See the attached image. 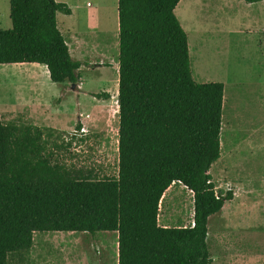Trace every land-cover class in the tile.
Segmentation results:
<instances>
[{"label":"trees","instance_id":"trees-1","mask_svg":"<svg viewBox=\"0 0 264 264\" xmlns=\"http://www.w3.org/2000/svg\"><path fill=\"white\" fill-rule=\"evenodd\" d=\"M179 1L117 0L115 175L68 166L54 154L64 145H49L50 128L0 116V264H23L35 232L108 231L117 233L118 264H211L208 219L232 198L215 191L209 172L221 154L224 87L193 79ZM9 8L0 64H43L52 82L77 86L81 62L56 18L68 6L9 0ZM177 182L193 193V223L162 226V196Z\"/></svg>","mask_w":264,"mask_h":264},{"label":"rangeland","instance_id":"rangeland-1","mask_svg":"<svg viewBox=\"0 0 264 264\" xmlns=\"http://www.w3.org/2000/svg\"><path fill=\"white\" fill-rule=\"evenodd\" d=\"M57 1L71 6L79 30L98 32L96 40H82L86 46L94 42L98 47L94 52L91 48L87 50L89 46L74 48L73 54H78L81 62L77 86L54 83L50 88L40 89L42 95L50 97L52 104L66 101L71 110L70 114L54 118L55 128L51 129L48 142L50 147L52 142L64 145L53 149L56 158L68 166L93 168L100 177L112 176L116 174L118 160L117 0ZM174 12L187 33L193 79L221 82L224 87L221 154L209 169L215 191L233 192L243 186V179L251 189L253 214L248 218L251 227L247 230L246 242L244 220H241V230L237 231L236 220L221 218L220 213L209 217L207 243L213 259L211 264H228L229 252L236 245L243 252L250 248L251 260L255 261L264 248V216H256L254 207L256 192L264 197V40H258L261 48L257 51L244 40H196L206 17L198 0H180ZM1 13L0 29H9L8 9H2ZM57 16L60 22L63 13L57 12ZM213 42L218 49L214 50ZM5 66L11 64H0V70ZM19 88L15 78L0 74L1 97H14ZM22 91L27 92L25 88ZM5 111H0L4 123H22ZM79 113L81 120L76 117ZM83 121L88 129L86 135H73L77 124ZM192 218L193 193L181 183L171 184L162 196L158 223L188 226ZM235 230L240 234L237 238H234ZM10 263L19 262L14 257ZM23 264H117V233L35 232ZM260 264H264V260Z\"/></svg>","mask_w":264,"mask_h":264},{"label":"crops","instance_id":"crops-1","mask_svg":"<svg viewBox=\"0 0 264 264\" xmlns=\"http://www.w3.org/2000/svg\"><path fill=\"white\" fill-rule=\"evenodd\" d=\"M198 2L206 17L202 21L203 25L199 28L200 34L197 35L196 40H244V42L252 46L254 51L261 48L260 42H257L258 40H264V0H198ZM67 6L70 9V13L62 12L63 16L60 22L56 14L57 26L66 41L70 55L74 59L79 60L78 54H73L74 48L85 49V47L89 46L87 50L90 51L89 48H91V51L94 52V49L98 47L97 43L92 42L86 46V42L82 40H96L98 32L94 29L79 30L76 18L74 21L72 8L69 4ZM2 9H8V13H10L9 0H0V18L2 17ZM117 37L118 32L116 34ZM213 47L214 50L218 49L217 43L213 42ZM257 63L259 64V62ZM4 68V70H0V74L5 73L6 76L15 78L16 84L20 88L14 97L0 96V111L6 110L5 114L10 115L13 119L16 118L25 123H32L36 126L50 129L55 128L54 118L61 114H70L71 110L66 101L61 104L58 102L52 104L50 97L42 95L40 90L42 87L48 86L50 88L52 84L54 85V82L50 80L45 65L39 63H11V66H5ZM22 88H25L27 92L22 91ZM76 117L81 120L82 114L79 113ZM243 172H246V170L243 169ZM256 194V202L254 203L256 216H264V197L262 193L256 192ZM251 199V189L246 185L245 179H243V186L235 188L232 192V198L217 212L221 214V218L236 220L237 231L241 230V223L244 220L245 242L247 230L251 227L248 218L253 214L252 205L250 204ZM226 206H229L227 210H225ZM255 219L256 221L258 220L257 218ZM236 230L233 233L234 238L240 235ZM259 253L260 255L254 259L255 261H252L250 248H248V251L243 252L239 245L233 246L229 252L228 264H260L264 260V248L260 249Z\"/></svg>","mask_w":264,"mask_h":264},{"label":"built area","instance_id":"built-area-1","mask_svg":"<svg viewBox=\"0 0 264 264\" xmlns=\"http://www.w3.org/2000/svg\"><path fill=\"white\" fill-rule=\"evenodd\" d=\"M116 102H117V100H116ZM117 107H118V104H117ZM117 112H118V108H117ZM87 131H88V129L86 128V124L81 122L80 128L74 130L73 135L84 136V135H86ZM117 135H118V129H117Z\"/></svg>","mask_w":264,"mask_h":264},{"label":"water","instance_id":"water-1","mask_svg":"<svg viewBox=\"0 0 264 264\" xmlns=\"http://www.w3.org/2000/svg\"><path fill=\"white\" fill-rule=\"evenodd\" d=\"M74 86H75V85H74V84H72V88H74Z\"/></svg>","mask_w":264,"mask_h":264}]
</instances>
